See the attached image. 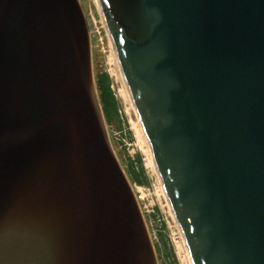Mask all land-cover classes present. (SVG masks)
<instances>
[{
	"label": "water",
	"instance_id": "95a60500",
	"mask_svg": "<svg viewBox=\"0 0 264 264\" xmlns=\"http://www.w3.org/2000/svg\"><path fill=\"white\" fill-rule=\"evenodd\" d=\"M98 3L192 264H264V0ZM0 264H158L80 0H0Z\"/></svg>",
	"mask_w": 264,
	"mask_h": 264
},
{
	"label": "rangeland",
	"instance_id": "374dc122",
	"mask_svg": "<svg viewBox=\"0 0 264 264\" xmlns=\"http://www.w3.org/2000/svg\"><path fill=\"white\" fill-rule=\"evenodd\" d=\"M81 3L90 29L93 71L95 75L105 73L109 76L116 100L117 113L111 121H106L110 142L131 179V167L141 173L142 183L135 184L134 188L155 245L159 264H188L189 259L182 247L170 205L151 165L136 116L126 98L115 61L114 47L106 31L99 5L95 0H81Z\"/></svg>",
	"mask_w": 264,
	"mask_h": 264
},
{
	"label": "trees",
	"instance_id": "16d2710c",
	"mask_svg": "<svg viewBox=\"0 0 264 264\" xmlns=\"http://www.w3.org/2000/svg\"><path fill=\"white\" fill-rule=\"evenodd\" d=\"M96 83L101 106L103 108L106 121L109 122L111 121L113 115L117 113L116 100L111 89L110 78L105 73L97 74ZM130 170L133 173L132 182L140 185L142 183L141 173L136 172L132 167Z\"/></svg>",
	"mask_w": 264,
	"mask_h": 264
},
{
	"label": "bare ground",
	"instance_id": "6f19581e",
	"mask_svg": "<svg viewBox=\"0 0 264 264\" xmlns=\"http://www.w3.org/2000/svg\"><path fill=\"white\" fill-rule=\"evenodd\" d=\"M95 2L99 5L98 0H95ZM113 47H114V46H113ZM113 49H114V48H113ZM114 54H115V61H116L117 67H118V73H119V76H120L121 81H122L123 86H124V92H125L126 98H127V100L129 101L130 106H131V109H132L133 113H134L135 116H136V120H137V122H138V127H139V130H140V133H141L140 136L142 137L143 142H144V143L146 144V146H147V149H148L147 152H149V156H150L149 158L151 159V162H152L151 165H153V168H154V170H155V172H156V174H157V177L159 178V175H158V173H157L156 167H155L154 162H153V159H152V155H151V152H150L149 144H148L147 139H146V137H145V135H144V133H143V130H142V127H141L140 121H139L138 116H137V113H136L135 106H134V104H133V102H132V99H131V97H130L129 90H128V88H127V85H126V83H125V80H124L123 74H122V72H121V69H120V66H119V63H118V58H117V55H116V53H115V49H114ZM151 162H150V163H151ZM169 207H170V206H169ZM170 211L172 212L171 208H170ZM172 216H173L174 221H175V224H176V226H177V228H178V230H179V234H180V239H181L182 247H183V249H184V251H185V253H186V255H187L188 259H189L188 264H192L191 259H190L189 254H188V250H187V247H186V243H185V240H184L183 234H182V232H181V230H180V228H179V226H178V224H177V222H176V220H175V217H174L173 213H172Z\"/></svg>",
	"mask_w": 264,
	"mask_h": 264
}]
</instances>
